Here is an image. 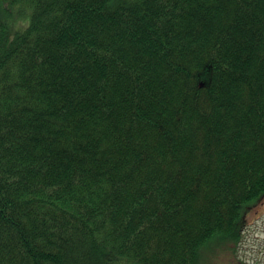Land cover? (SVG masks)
Listing matches in <instances>:
<instances>
[{"label":"trees","instance_id":"obj_1","mask_svg":"<svg viewBox=\"0 0 264 264\" xmlns=\"http://www.w3.org/2000/svg\"><path fill=\"white\" fill-rule=\"evenodd\" d=\"M264 198V0H0V264H206Z\"/></svg>","mask_w":264,"mask_h":264},{"label":"rangeland","instance_id":"obj_2","mask_svg":"<svg viewBox=\"0 0 264 264\" xmlns=\"http://www.w3.org/2000/svg\"><path fill=\"white\" fill-rule=\"evenodd\" d=\"M206 264H264V198L245 213L238 243L217 249Z\"/></svg>","mask_w":264,"mask_h":264},{"label":"flooded vegetation","instance_id":"obj_3","mask_svg":"<svg viewBox=\"0 0 264 264\" xmlns=\"http://www.w3.org/2000/svg\"><path fill=\"white\" fill-rule=\"evenodd\" d=\"M260 202V201H259Z\"/></svg>","mask_w":264,"mask_h":264}]
</instances>
